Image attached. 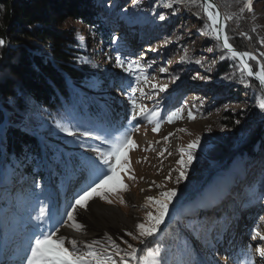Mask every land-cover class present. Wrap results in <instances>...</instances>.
Returning <instances> with one entry per match:
<instances>
[{"label": "rangeland", "instance_id": "rangeland-1", "mask_svg": "<svg viewBox=\"0 0 264 264\" xmlns=\"http://www.w3.org/2000/svg\"><path fill=\"white\" fill-rule=\"evenodd\" d=\"M199 1L181 0L177 4L175 0H171L173 7L166 8L163 4L169 0H139L138 3L136 0H98V4L105 14L114 19L112 29H115L114 39L116 43L109 47L102 41L94 43L92 49L96 55L93 59L99 65L96 68L100 70L98 74L110 75L111 77L113 73L121 75L123 76L122 84L124 87L119 89L118 82H116L109 85L107 92L91 93L82 90V93L88 95L92 103L91 121L80 123L76 118H72V120L61 123L68 124L71 129L78 132H90L94 136H98V139L79 135L69 137L55 127L53 134L67 139L66 143L68 144L66 148L60 144L67 160L65 175L67 190L64 199L61 200L64 203L58 209H60L63 219L66 220L64 211L72 202L75 194L94 179L90 169L85 167V162L83 165L79 164L74 155L81 154L80 151H82V156L88 161H93L96 157L92 156L90 151L98 149L99 152H104L109 149V143L106 141L118 142L125 135H130L131 140L135 143L128 145L127 161L122 155L121 163H127L130 174L135 179L130 180L121 173L128 191L104 193L106 200H111V203L102 200L103 203L120 208L119 210L127 215L132 209H136L139 223H142L145 222L148 211L156 213L155 206L145 207L148 197L158 198L161 192L175 191L176 196L167 205L163 222L159 224L155 234L163 230L165 225L176 223L183 232L190 236L199 251L198 253L203 256L204 264H264V257H261L257 251V249L264 251V241L252 238L257 231L264 235V186L260 188L262 190H259L260 193L262 191V195L254 196L252 198L253 203H251V199L249 200L248 208L243 205L245 201L241 198L245 193L239 192L241 189L243 190L245 183H239V190H228L233 200L230 202H236L235 215L227 210V201L222 203V208H218V205L207 206L211 204L212 190H216L213 182L209 187L201 190L202 199L207 203L205 209L202 210L196 200L187 202V193L188 190H191L189 188L190 182L203 174L207 165L206 150L210 149L213 146V141L217 139L215 133L218 132L216 133L218 137H224L232 132L227 121H225V111H230L235 120L244 118L243 120L240 119L241 123H248L250 129L264 128V109L258 106L260 100L264 98V92H249L247 90L249 87L246 80L247 75L241 73L238 60L231 59L230 61L232 62L231 65L238 68L236 78L232 81L235 83L233 90L240 92V95L235 94L234 97H230L223 87H217L219 82L207 74L212 65L216 63V57L212 55L215 41L211 35H202L201 31L197 30V25L201 23L196 13ZM243 14L239 12L235 19H238L239 16L242 17ZM249 14L254 30L264 46V0H253L252 11ZM222 15L224 25L231 23L230 20L232 19H224L226 15L223 11ZM160 16H164L165 19L160 20ZM74 24L79 28H85L78 21ZM83 32L86 33L87 29H84ZM209 38H211L210 41L206 42ZM117 50L118 53H116ZM118 55L128 62L135 61L134 67L142 69V73L134 71L129 74L124 68L118 67L115 61V57ZM162 68L165 71L161 72ZM136 76H140L141 79L136 81ZM208 82H212L213 86L211 90L207 91L206 83ZM153 85L155 87H152ZM133 88L137 89L135 99L141 108L159 113V116L153 118V123H148L146 119H138L129 124L132 114L129 93ZM161 88L165 90L160 91ZM141 91L144 95H141ZM177 96H179V100H173L166 112L158 107ZM110 100L113 101L115 110L119 113L115 119L108 115L111 107L107 103ZM178 110H182L179 112L180 118L175 119L174 123H168L167 115ZM189 111L195 119L188 118ZM136 114H140L139 109L136 110ZM93 120L99 124H94ZM157 121H159V126L154 132L153 128L156 127ZM222 123L224 124L223 127L221 126ZM214 128L219 131H214ZM180 129H186V131H179ZM165 137H168L166 142ZM197 138L200 140V145L195 151L193 161L187 168H182L177 163L181 158L179 149L186 148L189 143ZM157 141L160 143H156ZM56 142L60 141L56 140ZM149 144L152 145L153 150L145 151ZM258 144L255 145L256 153L264 152V147ZM165 149L167 151H164ZM83 153L87 155H83ZM184 159H188L187 153H185ZM245 160L244 157L242 163ZM71 162L74 164V168H72ZM234 167L235 164L233 163L232 169ZM181 171L184 172L185 178L177 181ZM259 181L264 184V179ZM216 182L217 184L224 183L225 178L218 177ZM53 190L57 198L59 191L55 187ZM132 198L135 200V205L131 204ZM121 199L124 203L120 202ZM182 204H185L186 210L193 206L196 207L197 218L202 215V220L208 217L207 214L216 212L218 208L217 213L219 215L223 213L224 216L233 218L234 223L232 224V220L227 225L228 233L224 231L222 235L217 236L219 238L214 234L217 229V222L213 223V228L212 225H209L207 230L212 237L213 246L201 247L196 237L198 228L196 226L193 228L191 222L185 221V223L178 218V214L180 216L183 212L180 210ZM186 210L184 215L187 214ZM28 212L30 213V210ZM205 213L207 216H204ZM27 227L29 226H15L7 236H3L2 241H0V264L8 260L14 261L16 264H27L26 256L29 254L27 250L30 242L36 236V233H31ZM58 234L63 235L68 240L69 236L61 234V232ZM131 234L136 235L137 239L133 240L131 235H126L115 242L121 249H127L130 243L139 252L140 248L146 244H140L142 238L139 237L137 230ZM149 238L151 237L146 238V243ZM102 241L105 243L104 247H108V240L105 235ZM65 246L70 247L67 243ZM179 247L178 242L175 249L177 253ZM112 251L109 248V254ZM181 252L182 255L185 254L184 251ZM167 257V260L170 259V262H174L175 257H170L169 252ZM113 260L119 264V257L114 256ZM159 264H161L160 258Z\"/></svg>", "mask_w": 264, "mask_h": 264}, {"label": "trees", "instance_id": "trees-1", "mask_svg": "<svg viewBox=\"0 0 264 264\" xmlns=\"http://www.w3.org/2000/svg\"><path fill=\"white\" fill-rule=\"evenodd\" d=\"M216 2L224 15L232 19L225 25L229 43L240 53L255 54L256 59L249 63L254 72L259 71L264 65V46L254 30L250 14L245 11L242 17L235 19L243 7V0ZM201 4L202 0L196 11L201 21L197 25L198 31L207 19ZM113 20L105 14L98 0H0V40L5 42L0 47V241L15 226H29L31 233L37 235L42 230H50L64 218L58 209L64 201L57 207L52 188H58L64 197L67 160L56 140L64 146L68 144L67 139L53 133L57 123L72 118L80 123L91 121L92 103L82 90L107 92L109 85L116 82L119 89L124 87L123 76L98 74L100 70L96 68L99 65L93 59L96 55L92 49L94 43L102 41L108 47L113 45ZM77 21L85 28L76 26L74 22ZM84 29H87L86 33ZM77 32L84 38L83 44L75 38ZM214 41L212 55L216 57V63L207 74L213 76L219 82L217 87H223L230 97L240 95L233 90L238 68L231 65L230 58H222L227 57V53L222 52L219 41ZM82 58L88 62H81ZM246 80L249 92H264L259 81L248 76ZM212 86V82L206 83L207 91ZM178 97L158 107L166 112L173 100H179ZM224 114L232 132L224 137L215 133L217 139L206 150L207 165L203 174L201 172L202 175L190 182L187 202L196 200L199 207L205 209L207 203L202 199L201 190L213 182L216 190H212L211 204L207 206L222 208V203L227 201V210L235 215L236 202H230L233 200L229 193L233 189L239 190V183H245L239 192L245 193L241 198L246 208L250 199L253 203L254 196L262 195L259 190L264 184L259 180L264 179V152L256 153L255 145L259 143L264 147V128L250 129L248 123H241L244 118L235 120L230 111ZM74 157L81 165L90 162L81 154ZM244 157L246 160L242 163ZM221 176L225 182L217 184V178ZM41 206L46 208V215L37 220ZM184 206L182 204L180 210L183 212L179 218L198 228L196 237L201 247L213 246L207 230L209 225L213 228V223L217 222L216 237L224 231L228 233L227 225L233 218L223 213L219 215L218 208L202 220V215L197 218L196 207L186 210ZM144 250H158L161 264H204V258L190 236L176 223L165 225L163 230L151 236L137 255ZM168 252L170 257H175L174 262L167 260ZM3 264L16 262L8 260ZM125 264H135V261H125Z\"/></svg>", "mask_w": 264, "mask_h": 264}, {"label": "snow or ice", "instance_id": "snow-or-ice-1", "mask_svg": "<svg viewBox=\"0 0 264 264\" xmlns=\"http://www.w3.org/2000/svg\"><path fill=\"white\" fill-rule=\"evenodd\" d=\"M138 2L139 0H136V3ZM175 2L179 4L181 0H175ZM193 2H195V0H193ZM252 3L253 0H243V7L240 8V13H244L245 11L251 12ZM214 5L215 0H203V3L200 5L204 15L207 17L206 22L201 29V34L211 35L214 40L219 41V47L221 48L222 52L227 53V57L222 58L238 60L241 73L259 81L260 85L264 87V65L260 66L259 71L254 72L253 67L247 64L245 57H247L248 60H255L256 57L249 55L248 53H239L231 46L228 36L224 34L225 25L221 22V14L218 11H215ZM163 6L166 8L173 7L171 0L164 3ZM159 19L164 20L165 17L160 16ZM224 19H231V17L225 16ZM75 38L80 41L81 44H83L84 38L80 35V33L77 32ZM4 43L5 42L3 40H0V47H2ZM113 43H116L115 39L113 40ZM209 51H211V49H209ZM115 61L118 67L124 68V70L129 74L133 73L134 71H140L141 73L143 71L138 67H134V65H136L135 61L128 62L122 59L119 55L115 57ZM81 62L87 63L88 61L82 58ZM195 62L201 63L200 61ZM163 71H165V69L162 68L161 72ZM135 79L136 81H139L141 77L136 76ZM144 79H147V77H144ZM152 87H155V85ZM164 90L165 89L163 88L160 89V91ZM136 91L137 89L133 88L129 93L130 107L132 110L129 124H131L132 121H136L138 119H146L148 123L151 124L153 123V118L159 116V113L155 112L154 110L148 111L144 108H141L135 99ZM141 95H144L142 91ZM258 106L261 109H264V98L260 100ZM137 109H139L140 114H136ZM181 111L182 110H178L168 114L166 117L167 122L174 123L175 119L180 118L179 112ZM188 118L195 119L191 111L188 112ZM158 126L159 121H157L156 127L153 128L154 132L157 130ZM56 127L69 137L79 135L82 137L91 136L94 139L99 138L98 136H94L92 133L87 131L78 132L74 129H71L68 124L57 123ZM179 131H186V129H180ZM167 140L168 137H165V142ZM106 142L109 143V149L105 150L104 152H99L97 149V156L95 160L85 163V167L90 169L94 179H92L91 183L87 184V186L84 187L80 192L75 194L72 202L69 203L64 211L66 220L62 219L50 230L40 231L30 242V246L27 250L29 254L26 256L27 264H116V261L113 260L114 256L119 257V264H125V261H135V264H159L158 250H144L141 251L139 255H137L138 249L133 247L130 243L128 244L127 249H121L111 237H107L108 247L100 245L99 241H91L88 244L83 245V248L86 249V251H81L79 247V241L67 240L66 237L58 234L60 233L61 227H69L74 231H81L82 226L78 223H75L78 209L87 210L89 202L93 199L98 197L101 200H105L107 203H111V200H106L104 193L109 191H128L127 186L123 182L121 173H123L124 176H127V178L130 180L135 179V177L130 174L127 163H121L122 155L124 156L125 161H127L126 153L128 150V145H134L135 143L131 140V136L125 135V137L118 142ZM156 143H160V141H157ZM199 145L200 140L197 138L195 141L189 143L186 148L179 149L181 158L177 163L180 164L182 168H187L189 165H191L195 156V151ZM152 150L153 147L151 144H149L145 149V151ZM164 151H167V149ZM185 153H187L188 156L187 160L184 159ZM161 155H163V152H161ZM137 162L139 163L140 161ZM184 178L185 174L183 171H181L180 175L177 177V181ZM157 187H160V185H157ZM175 196L176 192L169 190L161 192L158 198H147L145 207L147 208L150 205L155 206L156 213L154 214L152 211H148L147 216L145 217V222L136 225L139 237L142 238L140 239V244H146V238L155 234L159 224L163 222V215L167 209V205L171 203L172 198ZM120 202L124 203L122 199ZM45 215L46 208L41 206L38 210L37 220H40ZM125 235H131L133 240L137 239V236L131 233H125ZM252 238L254 240L259 239L264 241V235H262L259 231L255 232ZM66 243L70 245V247H66ZM125 243H127V241H125ZM109 248L113 250L110 254ZM257 251L261 257H264V251H261L260 249H257Z\"/></svg>", "mask_w": 264, "mask_h": 264}, {"label": "bare ground", "instance_id": "bare-ground-1", "mask_svg": "<svg viewBox=\"0 0 264 264\" xmlns=\"http://www.w3.org/2000/svg\"><path fill=\"white\" fill-rule=\"evenodd\" d=\"M107 104L111 107L108 115L114 119L118 117L119 113L115 110L113 101L110 100ZM90 153L94 157L97 156V151H90ZM131 204L135 205L134 198L131 199ZM119 209L106 205L97 197L89 202L87 210L78 209L75 223L82 226L81 231H74L69 227H61L60 232L69 236L68 240L79 241L81 251H85L86 249L83 248V245L91 241H99L100 245L104 246L105 243L102 241L104 235L111 237L114 241H118L122 236H126L125 233L136 231V225L139 224V216L136 209H132L129 215Z\"/></svg>", "mask_w": 264, "mask_h": 264}, {"label": "water", "instance_id": "water-1", "mask_svg": "<svg viewBox=\"0 0 264 264\" xmlns=\"http://www.w3.org/2000/svg\"><path fill=\"white\" fill-rule=\"evenodd\" d=\"M214 8H215V11H218L220 14H221V16H220V19H221V22L224 24V22H223V15H222V11H221V9L219 8V6H218V4H217V2L215 1V5H214ZM226 27V26H225ZM224 34L226 35V32H225V29H224ZM240 53V52H239ZM8 116V115H7ZM9 119L7 118L6 119V122L8 121ZM1 128H2V126L0 127V136H2V133H1ZM62 145V143H59V145ZM4 147V146H3ZM62 148V147H61ZM64 148H66V147H64ZM80 153L82 154V151H80ZM84 154H86V153H83V155ZM87 155V154H86ZM67 189V188H66ZM57 203H59V198H58V200H57Z\"/></svg>", "mask_w": 264, "mask_h": 264}]
</instances>
